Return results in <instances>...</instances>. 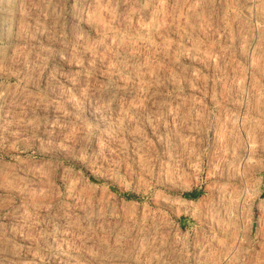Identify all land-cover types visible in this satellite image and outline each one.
<instances>
[{
	"label": "rangeland",
	"instance_id": "1",
	"mask_svg": "<svg viewBox=\"0 0 264 264\" xmlns=\"http://www.w3.org/2000/svg\"><path fill=\"white\" fill-rule=\"evenodd\" d=\"M0 264H264V0H0Z\"/></svg>",
	"mask_w": 264,
	"mask_h": 264
}]
</instances>
